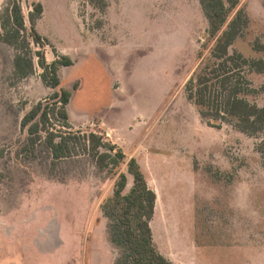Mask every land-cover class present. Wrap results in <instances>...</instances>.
<instances>
[{"label":"rangeland","instance_id":"rangeland-1","mask_svg":"<svg viewBox=\"0 0 264 264\" xmlns=\"http://www.w3.org/2000/svg\"><path fill=\"white\" fill-rule=\"evenodd\" d=\"M37 1L45 39H31L32 49L48 62L61 54L74 61L58 71L72 92L69 120L55 112L46 127L71 132L75 148L55 159L45 130L29 139L22 118L53 101L56 88L43 81L37 55L34 72L20 77L17 48L0 39V264H116L102 203L133 156L157 196L151 227L160 252L176 264H240L249 249L264 264V158L256 148L264 131L212 126L187 96L199 52L212 44L200 1L22 0L28 27ZM238 8L249 23L230 51L264 59V0H239ZM244 74L247 98L263 105L264 72L247 66ZM91 132L125 160L103 168L85 149Z\"/></svg>","mask_w":264,"mask_h":264},{"label":"trees","instance_id":"trees-1","mask_svg":"<svg viewBox=\"0 0 264 264\" xmlns=\"http://www.w3.org/2000/svg\"><path fill=\"white\" fill-rule=\"evenodd\" d=\"M209 21V39L212 44L199 52V62L186 81L187 96L199 109L200 115L212 126L221 127L231 123L238 130L249 135L264 131V104L250 101L246 94L249 83L244 74L247 66L264 72L263 58H248L241 52H231L230 48L249 23L243 8H238L239 0H199ZM238 8L231 18V11ZM42 2H34L30 11L31 26H27L22 8V0H7L1 14L0 39L14 45L17 53L14 58L15 71L20 77L35 70V55L43 71V81L56 88L53 101H39L22 118V126L27 128L29 139L34 143L40 132L48 134L47 143L55 159L67 157L75 148V137L71 132L59 134L46 125L55 112L68 122L67 105L71 100L70 89L61 86L60 65H72L73 59L57 55L48 62L44 51L34 50L33 42L43 45L44 37L36 29V21L42 15ZM57 110V111H56ZM59 138V139H58ZM85 149L99 164L118 166L125 160V152L116 144L107 143L104 137L91 132L84 142ZM106 150H102V148ZM264 158V138L256 146ZM109 163V164H108ZM128 173L133 176V184L128 186ZM156 193L150 187L136 157L128 160L127 171H120L115 181L114 191L102 203L103 214L110 222V236L120 253L116 264H176L157 248L151 220L155 213Z\"/></svg>","mask_w":264,"mask_h":264},{"label":"crops","instance_id":"crops-1","mask_svg":"<svg viewBox=\"0 0 264 264\" xmlns=\"http://www.w3.org/2000/svg\"><path fill=\"white\" fill-rule=\"evenodd\" d=\"M251 242H252V238L249 239ZM255 240V239H254ZM242 246H241V251L242 249H244L245 247L243 246V241H242ZM255 243H253V246L254 248L256 247L254 245ZM249 245V244H248ZM251 245V244H250ZM253 248V249H254ZM246 250V253H242L240 252V264H248L249 263H252V264H259V260L256 258L257 255L253 256L254 252L253 250H249V249H245ZM255 251H259L258 247L255 248ZM245 254V255H244Z\"/></svg>","mask_w":264,"mask_h":264}]
</instances>
